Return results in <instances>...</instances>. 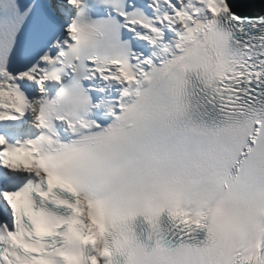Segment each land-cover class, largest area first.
Listing matches in <instances>:
<instances>
[{
  "label": "snow or ice",
  "instance_id": "snow-or-ice-1",
  "mask_svg": "<svg viewBox=\"0 0 264 264\" xmlns=\"http://www.w3.org/2000/svg\"><path fill=\"white\" fill-rule=\"evenodd\" d=\"M0 264H264V0H0Z\"/></svg>",
  "mask_w": 264,
  "mask_h": 264
}]
</instances>
